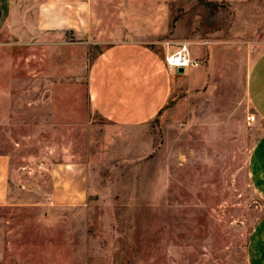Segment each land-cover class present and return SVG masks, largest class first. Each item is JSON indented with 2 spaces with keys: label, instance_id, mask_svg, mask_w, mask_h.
<instances>
[{
  "label": "rangeland",
  "instance_id": "1",
  "mask_svg": "<svg viewBox=\"0 0 264 264\" xmlns=\"http://www.w3.org/2000/svg\"><path fill=\"white\" fill-rule=\"evenodd\" d=\"M254 1L12 0L0 93L12 89L21 110L0 129V151L16 155L27 188L0 205V264H250L252 232L264 222L250 155L264 121L246 80L192 88L179 75L138 125L95 109L90 82L115 43L139 42L161 59L177 27L229 31ZM58 163L82 164L80 201L50 202Z\"/></svg>",
  "mask_w": 264,
  "mask_h": 264
},
{
  "label": "crops",
  "instance_id": "2",
  "mask_svg": "<svg viewBox=\"0 0 264 264\" xmlns=\"http://www.w3.org/2000/svg\"><path fill=\"white\" fill-rule=\"evenodd\" d=\"M245 11L249 9L245 8ZM11 14L12 0H0V32ZM241 17L244 20L236 19L229 31L221 27H214L213 31L177 27L172 40L176 43L168 41L170 44L167 43L161 59L139 42L121 41L108 47L92 68L90 99L93 107L119 125H138L162 108L177 76L189 75L192 77L190 86L200 88L211 79L231 75L232 79L246 80L255 115L264 121V3L259 0L252 2L249 15L243 13ZM204 40L212 42L206 44ZM182 41H189L192 57L202 62L183 71L173 69L168 73L162 67V61L166 64V56L174 52ZM12 91L0 93V129L14 127L21 110L18 104L13 103ZM5 97L9 98L6 99L9 105H4ZM22 111L29 112V108ZM15 158L12 152L0 151V205L13 204L19 199L18 194H23L22 188H27L19 183L21 173ZM56 165L63 173L57 172L62 178L50 191V202L54 203L59 194H64V200L80 201L82 164L74 163L73 167L66 163ZM48 171L55 172L54 165ZM250 174L264 191V134L252 149ZM70 176L75 181L73 188L63 183L64 178ZM249 255L250 264H264V222L252 232Z\"/></svg>",
  "mask_w": 264,
  "mask_h": 264
},
{
  "label": "built area",
  "instance_id": "3",
  "mask_svg": "<svg viewBox=\"0 0 264 264\" xmlns=\"http://www.w3.org/2000/svg\"><path fill=\"white\" fill-rule=\"evenodd\" d=\"M209 44L210 41H204ZM170 44V42H168ZM201 60L192 57L186 41L181 42L178 48L166 56V66L170 70L186 69L201 64Z\"/></svg>",
  "mask_w": 264,
  "mask_h": 264
},
{
  "label": "water",
  "instance_id": "4",
  "mask_svg": "<svg viewBox=\"0 0 264 264\" xmlns=\"http://www.w3.org/2000/svg\"><path fill=\"white\" fill-rule=\"evenodd\" d=\"M180 71H183V69H180Z\"/></svg>",
  "mask_w": 264,
  "mask_h": 264
}]
</instances>
